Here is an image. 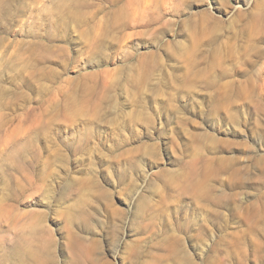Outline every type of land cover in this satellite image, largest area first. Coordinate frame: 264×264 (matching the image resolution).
Listing matches in <instances>:
<instances>
[{
  "label": "rangeland",
  "instance_id": "obj_1",
  "mask_svg": "<svg viewBox=\"0 0 264 264\" xmlns=\"http://www.w3.org/2000/svg\"><path fill=\"white\" fill-rule=\"evenodd\" d=\"M0 264H264V0H0Z\"/></svg>",
  "mask_w": 264,
  "mask_h": 264
}]
</instances>
